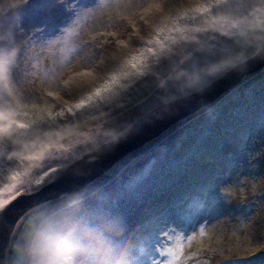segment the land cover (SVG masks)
Masks as SVG:
<instances>
[{
    "label": "rangeland",
    "instance_id": "obj_1",
    "mask_svg": "<svg viewBox=\"0 0 264 264\" xmlns=\"http://www.w3.org/2000/svg\"><path fill=\"white\" fill-rule=\"evenodd\" d=\"M166 1H32L10 20L18 53L11 84L0 89L1 109L18 121L26 117L24 110H47L43 120L51 122V110L61 102L68 116L71 105L79 109L86 99L100 102L97 81L113 64H131L127 55L135 43L144 49L154 40V30L170 29L173 8L183 15L185 8L192 9L183 0H171L173 5L165 9ZM107 44L108 54L103 51ZM24 101L30 106L24 107ZM263 137L264 109H258L243 118L225 145L206 153L203 162L193 160L186 175L171 177L174 184H165L163 196H153L120 227V264H264ZM160 167L161 162L153 160L148 170L158 172ZM143 174L137 175V183L145 180ZM116 181L118 186L121 179Z\"/></svg>",
    "mask_w": 264,
    "mask_h": 264
},
{
    "label": "trees",
    "instance_id": "obj_2",
    "mask_svg": "<svg viewBox=\"0 0 264 264\" xmlns=\"http://www.w3.org/2000/svg\"><path fill=\"white\" fill-rule=\"evenodd\" d=\"M32 1L26 0L17 9L13 5L21 3V0H0V10L8 12L11 20L13 14L28 7ZM170 1H166L165 9L173 5L174 1L168 3ZM185 1L192 9L185 8L187 12L183 15V10L176 13L173 8L169 18L174 24L170 29L154 30V40L144 49H139L135 43L134 49L127 55L131 64L124 67L121 62H117L113 64V69L106 72L103 80L97 81L102 88L98 91L103 97L99 99L100 102L93 104L86 99L77 106L79 109L71 105L68 108L71 110L70 116L63 113L65 109L61 102L51 110V122L43 120L47 110L40 111L43 113L24 110L23 115L26 117L18 121L0 107V191L10 194L21 183L25 184L24 191L37 190L65 167L162 103L157 98L160 93L151 75L153 70H163L166 67L162 65L163 57L182 42L195 39L196 34L208 26L207 21L231 8V0L227 4L219 0H206L202 4L193 0ZM109 46L103 47L107 54L111 51ZM103 83L106 84L104 87H109L103 89ZM143 98L144 102L134 105ZM24 103V107L30 106L28 101ZM207 108L210 110L206 112ZM207 108L198 112L190 122L174 125L167 131L168 135L163 133L133 151L83 188L89 195L90 208L98 216L116 218L122 227L139 209L149 204L153 196H163L165 184H174L171 177L186 175L193 160L203 162L206 153L210 154L225 145L247 114L264 109V70L246 77L243 84ZM3 116L8 119H3ZM19 117L22 118V115ZM5 128L7 132H4ZM262 145L261 160L264 167V137ZM18 148H22L21 156L13 157L12 153ZM29 156L34 159H27ZM153 160L161 162L160 171L148 170ZM141 173H144L145 180L137 183L136 177ZM22 175L23 180L14 184ZM25 176L31 177L33 183L25 180ZM118 178L121 181L116 186ZM10 184H14L13 188L5 191ZM262 185L264 190V181ZM23 220L12 237L7 264H14L13 246L23 228Z\"/></svg>",
    "mask_w": 264,
    "mask_h": 264
},
{
    "label": "clouds",
    "instance_id": "obj_3",
    "mask_svg": "<svg viewBox=\"0 0 264 264\" xmlns=\"http://www.w3.org/2000/svg\"><path fill=\"white\" fill-rule=\"evenodd\" d=\"M24 2L13 7L18 9ZM206 23L195 39L182 42L162 58L163 70L155 68L151 73L166 111L264 57V0H231L230 10ZM17 53L15 26L9 13L0 10V89L11 84ZM21 153L18 148L12 156ZM24 187L21 183L6 195ZM119 234L120 222L98 216L89 206L85 189L61 193L26 213L13 246L14 264H120Z\"/></svg>",
    "mask_w": 264,
    "mask_h": 264
},
{
    "label": "water",
    "instance_id": "obj_4",
    "mask_svg": "<svg viewBox=\"0 0 264 264\" xmlns=\"http://www.w3.org/2000/svg\"><path fill=\"white\" fill-rule=\"evenodd\" d=\"M262 70H264V57L251 61L245 71L231 73L214 83L203 94L181 100L167 111L162 103L155 106L132 122L125 130L114 136L116 137L119 134H124L126 130H130L126 139H122L118 144L109 145V141L114 137L110 138L68 165L57 176L37 190L30 191V194L19 195L0 213V264H7V254L12 237L33 205L43 201L51 202L56 200L61 193L85 188L98 177L107 173L129 153L159 137L189 115L208 105L217 103L226 94L242 84L246 77L254 76ZM105 149L108 152L103 158L84 164L88 158Z\"/></svg>",
    "mask_w": 264,
    "mask_h": 264
},
{
    "label": "snow or ice",
    "instance_id": "obj_5",
    "mask_svg": "<svg viewBox=\"0 0 264 264\" xmlns=\"http://www.w3.org/2000/svg\"><path fill=\"white\" fill-rule=\"evenodd\" d=\"M219 2L221 3H225L227 4L229 2V0H219ZM3 119H8L7 116H3L2 117ZM11 125H9L10 127ZM21 127H23V125H21ZM130 130H126L124 134H122L121 136L119 137H116L115 140L113 141V143H119L122 139H126L127 137V134ZM27 159L31 160V159H34L33 156H29L27 157ZM13 179H15V177H13ZM13 193V192H12ZM7 193L3 192V191H0V213H2V211L4 209L7 208V206L12 202L14 201L15 199L18 198L19 195H25V194H30V191H24V190H20L18 192H16V194L14 195H11V196H8L6 195Z\"/></svg>",
    "mask_w": 264,
    "mask_h": 264
},
{
    "label": "bare ground",
    "instance_id": "obj_6",
    "mask_svg": "<svg viewBox=\"0 0 264 264\" xmlns=\"http://www.w3.org/2000/svg\"><path fill=\"white\" fill-rule=\"evenodd\" d=\"M68 39L71 40L69 35H68ZM68 39H67L65 42H66V45L70 46V42H69ZM120 135H122V134H119V135L116 136V137H119ZM116 137H114L113 139H111V140L109 141L108 144H109V145H112V144H113V141L115 140ZM107 152H108L107 149L103 150L102 152L96 154L95 156H92V157L88 158V159L84 162V164L86 165V164H89V163H91V162H93V161H96V160H98V159L103 158V157L107 154Z\"/></svg>",
    "mask_w": 264,
    "mask_h": 264
}]
</instances>
